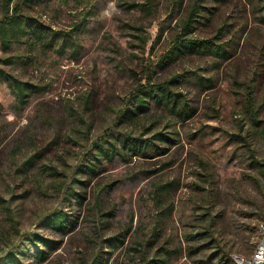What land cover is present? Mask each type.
I'll return each mask as SVG.
<instances>
[{"label": "rangeland", "instance_id": "1", "mask_svg": "<svg viewBox=\"0 0 264 264\" xmlns=\"http://www.w3.org/2000/svg\"><path fill=\"white\" fill-rule=\"evenodd\" d=\"M22 12L59 37L0 43V57L16 56L0 68L36 86L20 107L0 80V263L252 257L264 218V0H32ZM182 36L227 56L171 54ZM139 85H168L192 115L154 96L127 106ZM120 137L153 146L133 155L114 147ZM99 145L110 153L89 173ZM57 214L64 229L50 223Z\"/></svg>", "mask_w": 264, "mask_h": 264}, {"label": "trees", "instance_id": "2", "mask_svg": "<svg viewBox=\"0 0 264 264\" xmlns=\"http://www.w3.org/2000/svg\"><path fill=\"white\" fill-rule=\"evenodd\" d=\"M31 2L32 0H4V14L0 18V43L4 52H8L14 44L22 43L24 41L27 43L31 42L32 45L38 43L49 45L50 42L55 41L56 37H59V35L55 32H53L55 35L49 37V34L46 32V30H49L50 28H44L42 26L36 25L28 14L22 12L23 7L30 4ZM194 16H196V10L193 8L191 14L189 15L188 21L191 22ZM190 22L186 23L187 27L185 26V32L183 35L186 34V30L188 29ZM180 38L181 40L177 42L170 50L171 54H175L177 51L185 53L196 50L198 52L210 51L214 55H220L221 57L227 56V51L222 49L221 46L215 45L210 39L203 40L187 37L184 38L183 36ZM146 41L147 40L144 42L146 43ZM15 57L16 56L12 54L6 57H0V64L12 65L15 62ZM0 80L4 81L11 90L17 106L23 107L28 102L33 93L36 92V86L34 84L23 80L16 75L3 70L2 68H0ZM157 89L159 94H155ZM153 96L157 103L170 106L171 109H178V115L182 120L190 117L193 113L192 110L189 112L185 104L182 103V100L180 99L181 94L173 92L168 87V85L156 89L145 85H139L135 93H133L128 100L127 106L133 104L139 108L143 107L145 97ZM155 138L174 143L172 139L168 140L169 138L163 133L155 134ZM117 141L118 144L114 146L115 148L120 149L121 147L125 150H130L133 155L143 154L144 151L149 150V148L153 146L152 141L150 140L131 139L130 137H120L117 138ZM111 146L113 149V144ZM109 150L110 149H106L104 146L99 145L98 152L95 156H93L94 158L89 161V164L87 165V172L93 173L95 171L97 162H99L101 159L100 157L110 153ZM50 223L62 229L63 224L65 223V217L62 214H57L51 218ZM117 240L118 243L113 244L115 248L123 242L122 239L117 238ZM41 258L44 259L45 256L43 255ZM5 264H14V260L8 259L6 260Z\"/></svg>", "mask_w": 264, "mask_h": 264}, {"label": "built area", "instance_id": "3", "mask_svg": "<svg viewBox=\"0 0 264 264\" xmlns=\"http://www.w3.org/2000/svg\"><path fill=\"white\" fill-rule=\"evenodd\" d=\"M259 228L264 230V218L259 222ZM239 257V255H238ZM246 264H260L264 263V239L260 242L259 250L256 255H252L249 259H241Z\"/></svg>", "mask_w": 264, "mask_h": 264}, {"label": "bare ground", "instance_id": "4", "mask_svg": "<svg viewBox=\"0 0 264 264\" xmlns=\"http://www.w3.org/2000/svg\"><path fill=\"white\" fill-rule=\"evenodd\" d=\"M263 239H264V230L260 229V240H259V242H258V244H257V246H256V248H255V250L253 252V255L257 254V251L259 250L260 242H262ZM233 259H234L235 264H246L243 260H241V259H246V258H244L242 256L238 257V255H234ZM260 264H264V263H260Z\"/></svg>", "mask_w": 264, "mask_h": 264}]
</instances>
